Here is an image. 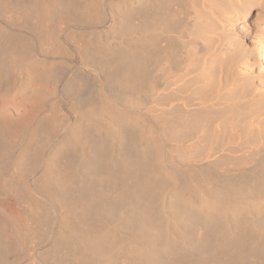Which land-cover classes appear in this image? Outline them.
I'll return each instance as SVG.
<instances>
[{
    "label": "rangeland",
    "instance_id": "rangeland-1",
    "mask_svg": "<svg viewBox=\"0 0 264 264\" xmlns=\"http://www.w3.org/2000/svg\"><path fill=\"white\" fill-rule=\"evenodd\" d=\"M31 1L29 0L28 3ZM51 1L43 0L47 13L33 4L10 9L0 6V66L7 73L3 75V81H0V150L4 142L8 145V151H4L6 149L2 150V153L0 151V171L7 173V182L5 181L7 186L5 191L0 193V198L5 200L10 197L12 199L10 209L14 207V210L29 214L32 217L30 227H33L31 231L27 229L29 234L25 232L26 236H30L28 238L25 236L27 243L24 247L21 249L19 246V251L14 249L15 255L13 250L10 251V247L13 246L12 249L17 247L15 246L17 239L14 240L16 237L11 229V223L0 205V264L31 262L37 264L41 257L45 261L47 259V264H59L63 260L64 252H72V245L76 242L70 241L71 248L61 244L65 239L64 235L60 234H63L64 228L68 227L66 220H70V223L77 220L79 223L76 221L75 226L79 229L84 228V231L88 230L89 234L92 231V234H95L94 231H97L94 236L97 235L103 243L102 247H105L102 248L105 251L101 253L105 260L101 256V263L102 261L110 263L113 259L115 264H150L146 263L148 255L153 257L150 256V253L152 254L150 251H155L153 252L155 255L159 254L155 256L158 258L157 261L161 262L158 264H199V262L218 264L228 258L229 251L234 250V246L228 243L231 239L229 236L234 235L232 231L244 230V234L247 231V233L253 232L250 233L253 237L246 244L247 248L243 249L245 255L249 254L245 256L246 259L242 254L244 258L241 257L238 264H264V255H262L264 253L262 245L264 244V88L257 89L264 85V60L259 54L260 47L264 43V17L253 14L248 21H243L250 10L257 12L262 9L264 12V0H170L169 2L167 0H82L83 4L78 0L74 4L75 15L71 16L73 17H70L71 19L68 16L52 17L50 11L48 12L50 7L47 5ZM61 1L67 0H53V3L62 5ZM151 2L156 13L169 8L168 10L174 13V17L177 15L176 19L183 20L185 26H181V29L175 32L173 29V31L161 29L155 31L161 34L159 45L165 46L171 43L174 46L176 44L182 46L180 53L183 61L182 71L179 68L177 72L172 67L171 61L164 60V64L159 65L156 70V77L158 76L156 83L159 81V85L157 84L159 87L157 85L149 87L143 75L140 80L138 78L130 85V89L125 88L124 84L120 86L112 80L114 78L107 77L114 69L110 59L114 60L119 49L124 51L129 47L138 48L145 37L155 33L153 29L149 31L148 28L143 27ZM172 21L175 19L173 18ZM20 47L29 50L28 56L23 59L14 56L17 53L16 49L20 50ZM248 48L255 49L256 52L251 60L253 67L251 70H253L240 74L238 68L245 61L243 50ZM217 57L218 59L214 60ZM198 64H200L199 69ZM229 67L236 72L235 83L244 86L237 87L238 89L248 88L250 86L247 84L250 82L248 85H251L252 82L253 86L251 85V90L247 93L252 92L250 95L251 97L253 95L255 101H252L254 104L252 103L251 107L256 108L258 105V110L256 108L257 111L254 112V108L252 110L254 113L250 112L252 115L249 113L245 117L242 110H231L229 114L232 119L226 120L223 124L222 121L225 120L227 113L222 114L221 111L231 103V97L234 96H231L232 91L237 88L235 89L232 83L227 86L221 84L224 89L213 92L211 89L208 91L207 88L208 92L200 89L204 91L203 94L197 88L196 81L200 76L204 84L208 82L207 80L218 82L223 75L221 69ZM143 69L146 70V67ZM7 77L12 83L9 84L10 87L8 84L5 85L4 80H7ZM160 82L163 85L160 86ZM180 90L182 92H179ZM211 92L212 94H209ZM256 99H259V102ZM91 107L99 112L101 108L107 107L106 121L102 119L105 124L97 130L83 123L85 121H81L82 113ZM115 113H120L119 123L108 129L106 122H109ZM122 113L128 115L124 116ZM128 116L130 118H126ZM217 118L222 123L220 128L222 130L216 129V124L220 123ZM33 149L37 150L36 155H38L37 159L32 160L33 163L27 159L29 157L20 160V156L26 150ZM145 157L148 159L147 167L154 169L153 171L143 166ZM128 158L130 163L134 162L132 164L135 165L133 166L135 173L138 172L122 174V176L119 174L117 181L114 180V176L118 173L112 169L113 163L119 162L118 164L121 165V161L129 160ZM94 166L98 170V176L93 174ZM144 170L147 171V176ZM93 177L94 179H91ZM91 180L95 181L91 182ZM90 182L91 187L96 185L94 187L97 189L88 186ZM93 182L95 184H92ZM139 182L144 184L149 182L148 194H140V189L136 187ZM54 183L56 186L53 185ZM85 187L91 189L90 192ZM93 188L95 191L99 189L97 192L100 194L94 193ZM79 190L89 192L85 197L95 194L97 198L99 195L98 200L102 209L100 214L103 220L92 221L94 209L87 207V210L84 207L89 196L88 198L80 196ZM92 196L90 198L95 197ZM80 198H83L81 204ZM135 206L138 208H134ZM80 208L85 212L81 215L85 216L83 220L81 216L79 219V213H83ZM87 215L89 218L91 216L92 223H88L89 225L86 224L90 221ZM75 217L76 220L72 221ZM85 218L88 220L86 221ZM31 221L33 223L35 221V225ZM241 227H244L243 230ZM144 229L151 233V240H146L148 234ZM247 233L246 235H249ZM153 234L158 236L157 239ZM136 236L139 237L138 239L141 238L147 251L141 246L143 245L141 241L135 238ZM226 237L227 244L232 250L227 249L228 246L224 247L227 245ZM220 240L222 244L225 242L223 246ZM138 241L141 245L136 243ZM151 241H154L155 246L161 247H155L159 250L158 253L157 250H151L154 247ZM155 241L163 245L160 246L159 243L157 245ZM80 244L82 245V242H79L77 247ZM259 244L262 245L263 248L260 246L262 249H256ZM58 245L61 248L57 247ZM217 250L221 258L218 252L214 255ZM258 250L262 253H257ZM173 253L179 254L180 257L175 254L178 256L177 259ZM202 258L205 259L204 262Z\"/></svg>",
    "mask_w": 264,
    "mask_h": 264
},
{
    "label": "bare ground",
    "instance_id": "bare-ground-1",
    "mask_svg": "<svg viewBox=\"0 0 264 264\" xmlns=\"http://www.w3.org/2000/svg\"><path fill=\"white\" fill-rule=\"evenodd\" d=\"M31 1V0H30ZM76 1H78V0H67V1H65V2H62L61 1V3H63L62 5L60 4V5H56L55 4V2L53 3V0L51 1V3H49L48 2V7H50V9L48 10V12L50 11V15L52 16V17H58V16H68L69 18L71 17V16H73V15H75V11H74V9H75V6H74V4H75V2ZM88 1V0H87ZM152 1V0H151ZM154 1V0H153ZM168 2L170 1V0H167ZM172 1H175V0H172ZM29 2V0L27 1V0H18V1H15V0H0V6H3V8L4 9H10V8H13V7H15V8H18V7H21L22 8V6H26V5H30V6H32V4L33 5H36L37 6V8H40V10H45V7L44 6H46V4H44V2H43V0H32L30 3H28ZM81 2H82V4H83V1L81 0ZM45 3H47V2H45ZM57 3V2H56ZM60 3V2H59ZM90 3H91V1H90ZM152 4H151V7H150V9H149V11H148V9H146L148 12H146V19L144 20L145 21V25H143V27L145 26L146 28H148V30L150 31V29H153L154 30V32L155 31H157V30H163V31H170V30H174V32H175V30H179V28L181 29V26H185V25H183V23H182V19H176L175 17L177 16L176 14V16L174 17V13H172V11L171 10H168L169 8H165V9H163V10H161V12L160 13H156V11H155V9H154V4H153V2H151ZM160 3V2H159ZM149 4V3H148ZM44 5V6H43ZM179 5V4H178ZM24 6V7H25ZM88 6V5H87ZM95 6V5H94ZM29 7V6H28ZM149 7V6H148ZM186 7V6H185ZM2 8V9H3ZM158 10V9H157ZM45 12H46V10H45ZM203 12V11H202ZM47 13V12H46ZM74 13V14H73ZM141 13H143V12H141ZM228 13V12H227ZM17 14V13H16ZM32 14V13H31ZM253 14H256L258 17H264V12H263V10L261 9V10H257V12H254V11H252V10H250V11H248V13L246 14V17L243 19V21H248L252 16H253ZM46 15V14H45ZM49 15V16H50ZM144 15H145V13H144ZM30 16V15H29ZM48 16V17H49ZM77 16V15H76ZM140 16V15H139ZM47 17V16H46ZM67 17V18H68ZM144 17V16H143ZM217 17V16H216ZM8 18V17H7ZM41 18V17H40ZM71 18H73V17H71ZM70 18V19H71ZM173 18L175 19V21H172L173 20ZM225 18V17H224ZM230 18V17H229ZM228 18V19H229ZM10 19V18H9ZM25 19V18H24ZM144 19V18H143ZM48 20V19H47ZM50 20H52L51 18H50ZM58 20V19H57ZM190 20V19H189ZM28 21V20H27ZM43 21H44V19H43ZM38 22V21H37ZM140 22V21H139ZM34 23V22H33ZM143 23V22H142ZM208 23H209V21H208ZM129 24V23H128ZM52 26V25H51ZM127 26H129V25H127ZM132 26V25H131ZM137 26V25H136ZM45 27V26H44ZM59 27V26H58ZM57 27V28H58ZM130 27V26H129ZM133 27V26H132ZM182 27V28H183ZM52 28V27H51ZM50 28V29H51ZM136 28H138V26L136 27ZM135 28V29H136ZM139 28H141V26L139 27ZM134 29V30H135ZM42 30V29H41ZM140 30V29H139ZM153 30H151V31H153ZM172 30V31H173ZM206 30V29H205ZM46 31V30H45ZM178 32H180V31H178ZM37 33V32H36ZM42 34V33H41ZM151 34V33H150ZM173 34V33H172ZM171 34V35H172ZM222 35V34H221ZM7 36V35H6ZM56 36V35H55ZM54 36V37H55ZM173 36V35H172ZM161 37V34H159V33H157V32H155V33H152V35L151 36H149V37H145V40H143V42L141 43V45H138V48H135V49H133V47H129V49L128 50H125L124 49V51H120L121 49H119V51L117 52V54L115 55V58H114V60H112V59H110V62L112 63V64H114V66H113V70H112V72H111V74H109L107 77H111V79L112 78H114V79H112V80H114L115 82H117L120 86H122L123 84H124V86L123 87H125V88H129L130 89V85H132V83H135V81H137L138 80V78H139V80H140V78L144 75L145 77H146V80H147V82H148V84H149V87H155L158 83H159V81L156 83V78L158 77H156V70H157V67L159 66V65H161L163 62H164V60H169V61H171V63L173 64V68L175 69V70H177V72L179 71V68H180V70H181V64H183L182 62V58H181V48H182V46L180 47L179 45H177L176 44V46H174L173 44H171V43H168L167 45H165V46H161V44L159 45V39H161L160 38ZM41 38V37H40ZM163 38V37H162ZM171 38H173V37H171ZM178 38V37H177ZM176 38V39H177ZM4 39V38H3ZM21 39V38H20ZM46 39V38H45ZM180 39H181V37H180ZM243 39V38H242ZM48 40V39H47ZM174 40V39H173ZM4 41V40H3ZM18 41V40H17ZM24 41V40H23ZM178 41V40H177ZM162 42H163V39H162ZM27 43V42H26ZM31 43V42H30ZM178 43V42H177ZM24 44V43H23ZM18 45V44H17ZM199 45V44H198ZM22 46V45H21ZM25 46V45H24ZM26 46H28V45H26ZM211 46V45H210ZM261 46V45H260ZM14 47V46H13ZM135 47V46H134ZM189 47V46H188ZM247 47V46H246ZM245 47V48H246ZM251 47V46H250ZM15 48V47H14ZM21 48V47H20ZM30 48V47H29ZM128 48V47H127ZM192 48V47H191ZM190 48V49H191ZM184 49V48H183ZM188 49V48H187ZM186 49V50H187ZM198 49V48H197ZM228 49V48H227ZM9 50V49H8ZM8 50H7V52H8ZM17 50V53L16 54H14V56H18V58L19 59H23L24 57H26V56H28V54H29V50L28 49H25V48H21L20 50H19V48L18 49H16ZM185 50V51H186ZM200 50H202V49H200ZM12 51V50H11ZM13 51H14V49H13ZM116 51V50H115ZM207 51V50H206ZM16 52V51H15ZM184 52V51H183ZM197 52V51H196ZM260 52V53H259ZM258 53L260 54V57L264 60V43H263V45L260 47V51H259ZM14 53V52H13ZM143 53H144V55H143ZM191 53H192V51H191ZM198 53V52H197ZM200 53V52H199ZM207 53H209V52H207ZM206 53V54H207ZM2 54H3V52H2ZM186 54V53H185ZM188 54V53H187ZM196 54V53H195ZM204 54V53H203ZM197 55V54H196ZM202 55V54H201ZM214 55V54H213ZM243 55H244V57H245V61L239 66V68H238V72L240 73V74H245V73H247L248 71L250 72V71H252L251 70V68H253L252 67V58L256 55V52H255V49L253 50V49H246V50H243ZM6 56V55H5ZM11 56V55H10ZM13 56V57H14ZM113 56H114V54H113ZM189 56V55H188ZM202 57V56H201ZM200 57V58H201ZM243 57V58H244ZM96 58V57H95ZM110 58H113V57H110ZM185 58V57H184ZM222 58V57H221ZM16 59V58H15ZM215 59H218V57L217 58H214V60ZM95 60V59H94ZM193 60V59H192ZM195 60V59H194ZM254 60V59H253ZM262 60V61H263ZM18 61V60H17ZM23 61V60H22ZM95 62V61H94ZM218 62V61H217ZM10 63V62H9ZM200 63V62H199ZM13 64H15V63H13ZM12 64V65H13ZM164 64V63H163ZM221 64V63H220ZM16 65V64H15ZM200 64H198V69H199V66ZM222 67L224 66V65H221ZM234 66V65H233ZM144 67H146V70H144L143 68ZM160 67V66H159ZM197 67V66H196ZM214 66H212V68H213ZM238 67V66H237ZM186 68V67H185ZM171 69V68H170ZM197 69V68H196ZM209 69V68H208ZM220 69V68H219ZM218 69V70H219ZM101 70V69H100ZM184 70V69H183ZM216 70V69H215ZM222 71H223V75H222V79H221V77H220V79H218V82L216 81V82H212L211 80V82L209 81V80H207L208 82L206 83V84H204V82L202 83V79H201V77L199 76L198 78H197V81H196V83H197V88L200 90V89H203V90H206L207 91V89H209L208 91H210V89L212 90V92L213 91H220L221 89H224V88H222V85L221 84H223V86H227V85H230L231 83H232V85H233V87L236 89L237 87L239 88V87H244L243 85L242 86H240V84L239 83H235V73L236 72H234L233 70H232V68H223V69H221ZM6 70H4L1 66H0V81L2 82L3 80H2V78L5 76L4 74H7L6 72H5ZM171 71V70H170ZM169 71V72H170ZM172 71H173V69H172ZM171 71V72H172ZM182 71V70H181ZM209 71H211V70H209ZM174 72V71H173ZM248 72V73H249ZM203 73V72H202ZM201 73V74H202ZM210 73V72H209ZM175 74V73H174ZM200 74V73H199ZM204 74V73H203ZM205 74H207L206 73V71H205ZM204 74V75H205ZM211 74V73H210ZM239 74V75H240ZM4 75V76H3ZM172 75V74H171ZM180 75V74H179ZM208 75V74H207ZM164 76V75H163ZM182 76V75H181ZM203 76V75H202ZM220 76V75H219ZM254 76V75H253ZM10 77V76H9ZM144 77V78H145ZM162 77V76H161ZM260 77V76H259ZM8 78V77H7ZM15 78V77H14ZM184 78V77H183ZM182 78V79H183ZM191 78V77H190ZM219 78V77H218ZM137 79V80H136ZM170 79V78H169ZM142 80V79H141ZM157 80H158V78H157ZM240 80V79H239ZM5 81V85L6 84H10L11 83V81H10V78H8L7 80L5 79L4 80ZM183 81V80H182ZM185 82V81H184ZM187 82V81H186ZM206 82V81H205ZM142 83V82H141ZM246 83V82H245ZM12 84V83H11ZM16 84V83H15ZM147 84V83H146ZM243 84V83H242ZM248 84H250V82L248 83ZM247 84V86H250V87H248V88H240V89H236V90H234L233 88V93L231 94V96L232 95H234V96H232L231 98H232V101L230 100V104H227V108H223V110L221 111V113L223 114V113H227L226 114V117H225V120H223L222 122H223V124H225L226 123V120H228V119H232V116L229 114L230 112H231V110H234V109H236V110H238V111H240V110H242V114H243V116L245 117L246 115H249V113L250 112H253L252 110L255 108H253V107H251V104L255 101V98L253 99L252 97H253V95H252V97H251V95H250V93L252 94V92H250V93H247L249 90H251V85H252V82H251V85H248ZM254 84V83H253ZM133 85H135V84H133ZM159 85V84H158ZM157 85V86H158ZM161 85H163L162 84V82H160V86ZM178 85V84H177ZM184 85V84H183ZM246 85V84H245ZM189 86V85H188ZM246 86V87H247ZM253 86V85H252ZM258 85H256V87H257ZM9 87H10V85H9ZM12 87V86H11ZM159 87V86H158ZM168 87V86H167ZM174 87V86H173ZM186 88V87H185ZM207 88V89H206ZM226 88V87H225ZM260 88H264V85L263 86H261V87H259V88H257V89H260ZM171 89V88H170ZM184 89V88H183ZM192 89V88H191ZM150 90V89H149ZM167 90V89H166ZM172 90V89H171ZM203 90H200V93H202L203 92V94H204V91ZM253 90H254V87H253ZM262 90V89H261ZM176 91V90H175ZM192 91V90H191ZM195 91V90H194ZM198 91V90H197ZM202 91V92H201ZM207 91V92H208ZM260 91V90H259ZM155 92V91H154ZM179 92H182L181 90L179 91ZM178 92V93H179ZM188 92V91H187ZM212 92L211 93H209V94H212ZM261 92V91H260ZM174 93V92H173ZM186 93V92H185ZM199 93V94H200ZM214 93H216V92H214ZM222 93V92H221ZM245 93H247L246 95H250V98L248 97V96H246L245 95ZM263 93V92H262ZM261 93V94H262ZM226 94V93H225ZM257 94H258V92H257ZM156 95V94H155ZM191 95V94H190ZM201 95V94H200ZM199 95V96H200ZM216 95V94H215ZM187 96V95H186ZM208 96H210V95H208ZM172 97V96H171ZM192 97V96H191ZM194 97V96H193ZM246 97V98H245ZM200 98V97H199ZM215 98V97H214ZM227 98H228V96H227ZM245 98V99H244ZM248 98V99H247ZM187 100V99H186ZM203 100H206V99H203ZM229 100V99H228ZM257 100V99H256ZM259 100V99H258ZM257 100V101H258ZM196 101V100H195ZM253 101V102H252ZM264 101V100H263ZM262 101V102H263ZM152 102V101H151ZM209 102V101H208ZM227 102V101H226ZM225 102V103H226ZM259 102V101H258ZM177 103V102H176ZM197 103H199V102H197ZM261 103V102H260ZM254 104V103H253ZM252 104V105H253ZM262 104V103H261ZM256 105V104H255ZM264 106V105H263ZM259 107H261V106H259ZM107 108V107H106ZM105 108V109H106ZM222 108V107H221ZM257 110H258V105H257ZM256 108H255V110H254V112L255 111H257L256 110ZM104 108H101L100 109V112L97 110L96 111V109L94 110L93 109V107H91V109L89 108V109H87V111L86 112H83L82 113V115H81V121H85V122H83V123H85V124H89V126H92V127H95V130H97V128L99 129V127H101L102 125H104L105 123L102 121V119L103 120H105L106 118V113L107 112H105V111H107V110H105ZM110 110V109H109ZM261 110V109H260ZM237 111V112H238ZM264 111V110H263ZM253 112V113H254ZM116 113H118V112H116ZM115 113V115H112L111 116V118H110V120H109V122H106V127L108 128V129H112V126H114V125H117L119 122V119H120V113L119 114H116ZM260 113V112H259ZM112 114V113H111ZM251 115H252V113H250ZM261 114V113H260ZM122 115H124V116H126V115H128V114H123L122 113ZM133 115V114H132ZM201 115V114H200ZM220 115V114H219ZM131 116V115H130ZM196 116V115H195ZM240 116V115H239ZM254 116V115H253ZM258 116V115H257ZM264 116V115H263ZM110 117V116H109ZM167 117V116H166ZM220 117V116H219ZM126 118H130L129 116L128 117H126ZM196 118V117H195ZM215 118V117H214ZM262 118V117H261ZM49 119V118H48ZM51 119V118H50ZM200 119V118H199ZM218 119V118H217ZM221 119V118H220ZM224 119V118H223ZM43 120V119H42ZM45 120V119H44ZM205 120V119H204ZM213 120V119H212ZM219 120V119H218ZM261 120V119H260ZM106 121V120H105ZM208 121H210V120H208ZM230 121V120H229ZM246 121V120H245ZM219 122L220 123H217L216 124V129H220V128H222V123H221V121L219 120ZM260 122V121H259ZM51 123V122H50ZM116 123V124H115ZM167 123V122H166ZM207 124V123H206ZM215 124V123H214ZM48 125V124H47ZM82 125V124H81ZM253 125V124H252ZM10 126V125H9ZM80 127V126H79ZM78 127V128H79ZM84 126H82V128H83ZM177 127V126H176ZM233 127V126H232ZM257 127V126H256ZM2 128V127H1ZM77 128V129H78ZM81 128V127H80ZM87 128V127H86ZM179 128V127H178ZM255 128V127H254ZM235 129V128H234ZM233 129V130H234ZM253 129V128H252ZM257 129H259V128H257ZM46 130V129H45ZM101 130V129H100ZM220 130H222V129H220ZM232 130V129H231ZM255 130V129H254ZM262 130V129H261ZM74 131V130H73ZM72 131V132H73ZM75 131H76V129H75ZM74 131V132H75ZM99 131V130H98ZM237 131V130H236ZM239 131V130H238ZM73 132V133H74ZM173 132V131H172ZM251 132H252V130H251ZM175 133V132H174ZM258 133H261V132H259L258 131ZM4 134V133H3ZM15 134V133H14ZM34 134V133H33ZM77 133L75 132V135H76ZM172 134V133H171ZM16 136V135H15ZM74 136V135H73ZM133 136V135H132ZM240 136V135H239ZM247 136V135H246ZM32 137H34V136H32ZM76 137V136H75ZM123 137V136H122ZM129 137H130V135H129ZM155 137V136H154ZM175 137V136H174ZM124 138V137H123ZM237 138V137H236ZM248 138V137H247ZM131 139V138H130ZM226 139V138H225ZM238 139V138H237ZM192 140V139H191ZM244 140V139H243ZM121 141V140H120ZM132 141V140H131ZM86 142V141H85ZM186 142V141H185ZM199 142V141H198ZM201 142V141H200ZM234 142V141H233ZM243 142V141H242ZM252 142H254V141H252ZM157 143H159V142H157ZM156 143V144H157ZM179 143V142H178ZM202 143V142H201ZM205 143V142H204ZM216 143V142H215ZM153 144H155V143H153ZM211 144V143H210ZM213 144V143H212ZM264 144V143H263ZM182 145V144H181ZM247 145V144H246ZM249 145V144H248ZM161 146V145H160ZM163 146V145H162ZM128 147V146H127ZM153 147V146H152ZM151 147V148H152ZM156 147V146H155ZM264 147V146H263ZM8 145L4 142L2 145H1V153H2V150H4V149H6V150H4V151H8ZM156 149V148H155ZM95 150V149H94ZM153 150V149H152ZM161 150V149H160ZM3 151V152H4ZM36 151L37 150H35L34 151V149L33 150H31V151H25L24 152V154H22V156H20V160H22V159H25L26 157H29V158H27V159H29V160H31V162L33 163V161L32 160H35V158L38 156V155H36L37 153H36ZM40 151V150H39ZM156 151V150H155ZM157 152V151H156ZM40 153V152H39ZM94 153V152H93ZM128 153V152H127ZM158 153V152H157ZM4 154V153H3ZM2 154V155H3ZM132 154V153H131ZM154 154H155V152H154ZM258 154V153H257ZM93 156V155H92ZM130 156H132V155H130ZM155 156V155H154ZM149 157H152L153 158V156H149ZM262 157V156H261ZM18 159H19V157H17ZM132 158H133V156H132ZM152 158H150V159H152ZM164 158V157H163ZM37 159V158H36ZM120 159H122V158H120ZM127 159V158H126ZM129 159V158H128ZM13 160H15L16 161V159H13ZM115 160V159H114ZM157 160V159H156ZM158 160H159V158H158ZM24 161V160H23ZM26 162L28 161V160H25ZM96 161V160H95ZM99 161V160H98ZM119 161V160H118ZM117 161V162H118ZM130 161V159L129 160H122L121 162L123 163H121V165L120 164H114L113 162V166H112V169L114 170V171H116L118 174H116L115 176H114V173H113V176H114V180H116L117 181V179H118V175L120 174V176H122V174H126V175H129V174H133V173H135V168L133 167V166H135L134 164H132V163H134V162H132V163H130L129 162ZM147 161H148V159H146V157L144 158V163H143V166H145V168L146 169H148L149 171H150V169H149V167H147V165H148V163H147ZM264 161V160H263ZM12 162H14V161H12ZM29 162V161H28ZM27 162V163H28ZM93 162V161H92ZM154 162V161H153ZM160 162V161H159ZM172 162V161H171ZM14 163H16V162H14ZM19 163V162H18ZM20 163H21V161H20ZM36 163V162H35ZM34 163V164H35ZM99 163V162H98ZM103 163V162H102ZM141 163V164H142ZM150 163V162H149ZM243 163V162H242ZM21 164H23V163H21ZM93 164H94V162H93ZM160 164H162V163H160ZM30 165H32V164H30ZM151 165V164H150ZM243 165V164H242ZM35 166V165H34ZM99 166V165H98ZM31 167V166H30ZM151 167V166H150ZM157 167V166H156ZM153 168V167H152ZM145 169V170H146ZM31 170V169H30ZM103 170V169H102ZM144 170V171H145ZM154 170V169H153ZM152 169H151V171H153ZM227 170V169H226ZM2 171V170H1ZM0 171V193L2 194V192H4L5 191V188H6V180H7V177H6V174L7 173H5V171L3 172H1ZM100 172H101V170H99ZM160 171V170H159ZM98 172V170L95 168V166L93 167V174L94 175H96L97 174V176H98V174L99 173H97ZM138 172V171H137ZM136 172V173H137ZM146 172V176H147V171H145ZM111 173V174H112ZM135 173V174H136ZM135 174L133 175V176H135ZM232 174V173H231ZM102 175V174H101ZM108 175V174H107ZM100 176V175H99ZM110 176V175H109ZM113 176L111 177V178H113ZM92 177V176H91ZM96 177V176H95ZM264 177V176H263ZM90 178V177H89ZM98 178H100V177H98ZM102 178V177H101ZM108 178V177H107ZM129 178L130 177H128V180H129ZM132 178V177H131ZM134 178H136V177H134ZM151 178V177H150ZM81 179V178H80ZM83 179V178H82ZM91 179H94V177L93 178H91ZM96 179H97V177H96ZM95 179V180H96ZM137 179V178H136ZM146 179V178H145ZM144 179V180H145ZM261 179V178H260ZM95 180H91V182L92 181H95ZM132 180V179H131ZM130 180V181H131ZM205 180H207V179H205ZM6 181V182H5ZM9 181V180H8ZM83 181V180H82ZM100 181V180H99ZM98 180H97V182H99ZM115 181V182H116ZM142 181H143V179H142ZM145 181H147V180H145ZM59 182V181H58ZM91 182H90V185H88V186H90L91 187ZM102 182V181H101ZM107 182H109V181H107ZM211 182V181H210ZM57 183V182H56ZM60 183V182H59ZM58 183V184H59ZM82 183V182H81ZM85 183V182H84ZM83 183V184H84ZM114 183V182H113ZM149 183V182H148ZM148 183H146V184H144V183H140L139 182V184L136 186L137 188H138V190L140 191V194H148L149 193V191H150V186L148 185ZM64 184V183H63ZM88 184V183H87ZM92 184H95V182H93ZM97 184H99V183H97ZM111 184V183H110ZM109 184V185H110ZM126 184V183H125ZM128 184V183H127ZM130 184H132L131 182H130ZM255 184V183H254ZM54 186H56L55 185V183L53 184ZM81 185V184H80ZM120 185V184H119ZM129 185V184H128ZM194 185H196V184H194ZM239 185V184H238ZM257 185V184H256ZM94 186H96V185H93L92 187H94ZM98 186V185H97ZM115 186V185H114ZM133 186V185H132ZM156 186V185H155ZM58 187V186H57ZM57 187H55V189L57 188ZM62 187H63V185H62ZM91 187V188H92ZM120 187H121V185H120ZM129 187V186H128ZM127 187V188H128ZM264 187V186H263ZM59 188V187H58ZM58 188H57V191L59 192V190H58ZM86 188V187H85ZM95 188V187H94ZM93 188V190L95 191V189H97V188H95L94 189ZM217 188V187H216ZM255 188V187H254ZM82 189V188H81ZM87 189V188H86ZM133 189H134V187H133ZM161 189V188H160ZM263 189V188H262ZM85 190V189H84ZM87 190H89V189H87ZM91 190V189H90ZM90 190H89V192H90ZM99 190V189H98ZM97 190V191H98ZM107 190H109V189H107ZM128 190V189H127ZM236 190V189H235ZM57 191H56V193H57ZM80 191V190H79ZM82 191V190H81ZM78 192V193H80V196L82 195V197H84V198H88V196H89V199L87 200V199H84V201L85 200H87L86 201V203H85V205H84V207L87 209V207H89V208H93L94 210H93V215H92V221H94V222H97V221H99V219H101V220H103L102 218H103V216H102V218H101V206H100V202H99V200H98V198H100L99 197V195L97 196V198H96V195L95 194H93V196H95V197H93L92 196V194L91 193H93V192H91L90 194L91 195H88L87 197H85L86 195V193L87 192ZM97 191H95L94 193H96ZM111 191V190H110ZM109 191V192H110ZM114 191V190H113ZM113 191H112V194H113ZM133 190H131V192H132ZM138 191V192H139ZM7 192V191H6ZM89 192L87 193V194H89ZM99 192V191H98ZM97 192V193H98ZM102 192V191H101ZM105 192V191H104ZM128 192H130V191H128ZM137 192V193H138ZM157 192V191H156ZM187 192V191H186ZM9 193V192H8ZM66 193V192H65ZM117 193V192H116ZM119 193V192H118ZM133 193V192H132ZM7 194V193H6ZM60 194V193H59ZM58 194V195H59ZM69 194V193H68ZM98 194H100V193H98ZM115 194V193H114ZM120 194H121V192H120ZM131 194V193H130ZM134 194V193H133ZM215 194V193H214ZM17 195V194H16ZM71 195V194H70ZM69 195V196H70ZM73 195V194H72ZM118 195V194H117ZM235 195V194H234ZM255 195V194H254ZM56 196V195H55ZM63 196V195H62ZM78 196H79V194H78ZM79 196V197H80ZM93 197V198H90V197ZM113 196V195H112ZM115 196V195H114ZM239 196V195H238ZM58 197V196H57ZM64 197V196H63ZM75 197V196H74ZM78 197V198H79ZM121 197V196H120ZM215 197V196H214ZM247 197V196H246ZM264 197V196H263ZM71 198V197H70ZM69 198V199H70ZM114 198V197H113ZM221 198V197H220ZM219 197H218V199H220ZM222 198H223V196H222ZM236 198V197H235ZM1 199V198H0ZM62 199V198H61ZM81 199L83 200V198H80V200H79V202L81 201ZM120 199V198H119ZM215 199V198H214ZM218 199H217V201H218ZM262 199V198H261ZM72 200H74V199H72ZM115 200V199H114ZM123 200V199H122ZM153 200V199H152ZM233 200V199H232ZM15 201H16V199H15ZM71 201V200H70ZM150 201V203L152 204V202H151V199L149 200ZM217 201H216V204H217ZM12 202V199L10 198V197H7L5 200H0V205H1V208L3 207V212H4V214H5V216H6V218H8L9 220V222L11 223V229L13 230V233L15 234V237L16 238H14V240H16L17 239V245H15V246H17L16 248L14 247L13 249H12V247H10L11 248V252H12V250H13V253L15 254V251H14V249H18V251H19V246H20V248L22 249L23 247H24V244L25 243H27L26 241H25V238L27 237L28 238V236H30V235H28V236H26L25 235V232H27L29 229V231H31L32 229L31 228H33V227H30L31 226V224H30V220H31V216L29 215V214H26V213H23V212H21V211H17V209L16 210H14V207H13V209H10L11 208V206H10V203ZM69 202V201H68ZM119 202V201H118ZM130 202H131V200H130ZM137 202V201H136ZM219 202V201H218ZM75 203V202H74ZM77 203V202H76ZM122 203V202H121ZM132 203V202H131ZM150 203H149V205H150ZM203 203V202H202ZM13 204V203H12ZM80 204H81V202H80ZM103 204V203H102ZM117 204V203H116ZM133 204V203H132ZM135 204H137V203H135ZM209 204V203H208ZM219 204V203H218ZM83 205H82V207H83ZM214 205V204H213ZM221 205V204H220ZM225 206H226V204H224ZM115 206V205H114ZM117 206V205H116ZM134 206V205H133ZM138 206V205H137ZM137 206H135L134 208H136ZM237 206V205H236ZM150 207V206H149ZM227 207V206H226ZM16 208V207H15ZM104 208V207H103ZM115 208V207H114ZM133 208V209H134ZM138 208V207H137ZM140 208V207H139ZM154 208H156V207H154ZM218 208V207H217ZM220 208H222L223 209V207H220ZM236 208V207H235ZM77 209V212H78V208H76ZM84 209V208H83ZM132 209V210H133ZM79 210H81V208L79 209ZM88 210V209H87ZM131 210V209H130ZM151 210V209H150ZM150 210H149V212H150ZM155 210V209H154ZM84 211H86L85 209H84ZM220 211H222L221 209H220ZM238 211V210H237ZM80 212V211H79ZM81 212H83L82 210H81ZM154 212V211H153ZM152 212V213H153ZM224 212V211H223ZM222 212V213H223ZM1 213V212H0ZM85 212H83V213H79V219H80V216L82 215V214H84ZM86 213H88V212H86ZM90 213H91V211H90ZM138 213V212H137ZM221 213V214H222ZM138 214H140V212L138 213ZM148 214V213H147ZM224 214V213H223ZM76 215H78V213H76ZM75 215V216H76ZM103 215V214H102ZM136 214H134V216H135ZM225 215V214H224ZM84 216V215H83ZM83 216H81V220H83L84 219V217ZM88 216V215H87ZM138 216V215H137ZM144 216V215H143ZM152 216H153V214H152ZM77 218H78V216H77ZM90 218H91V216H90ZM90 218H89V216H88V219L90 220ZM136 218V217H135ZM142 218V217H141ZM140 218V219H141ZM244 218V217H243ZM4 219V218H3ZM68 219H72V218H68ZM78 219V220H79ZM86 219V221L88 220L87 218H85ZM35 220V219H34ZM76 220V217H75V219L74 220H72V221H75ZM80 220V221H81ZM100 220V221H101ZM238 220V219H237ZM33 221V220H32ZM31 221V222H32ZM70 221V220H69ZM69 221H67L66 220V226H68V227H66V228H64V233L62 234H60V235H64V241L62 240V239H60V241L62 240L63 242L61 243L63 246H66L67 248L68 247H70L71 248V245H72V243L70 242V241H76L75 242V245L73 244L72 245V247L74 248V250H73V248H72V252H64V254L62 255L63 256V258H62V256H61V253H63L62 251H60L61 253H60V259L62 258L63 260H61L60 261V263L59 264H115V260H111V259H109V260H111V262L110 261H108V262H110V263H106L105 261H104V263H103V261H102V263H101V253L103 254V252L105 251H103L102 250V248L104 249L105 247H102V244L103 243H101V240H99L97 237V235L96 236H94L95 234H97V231L95 232L94 231V233L95 234H92V232H90V234L87 232V231H84L85 229L83 228H81V229H79V227L77 228L75 225H76V221L73 223H70ZM91 221V220H90ZM88 222L87 221V223L86 224H88V223H92V221L91 222ZM212 221V220H211ZM244 221V220H243ZM8 222V223H9ZM78 222V221H77ZM94 222H93V224H94ZM153 222V221H152ZM33 223V222H32ZM34 223H35V221H34ZM33 223V224H34ZM37 224H38V222H36ZM79 223V222H78ZM77 223V224H78ZM101 223H102V221H101ZM143 223V222H142ZM240 223V222H239ZM83 224V223H82ZM85 224V227H87L88 225H86ZM99 224V223H98ZM146 224V223H145ZM243 224V223H242ZM35 225V224H34ZM71 225V226H70ZM80 225V224H79ZM84 225V224H83ZM82 225V226H83ZM92 227H93V225L92 224H90ZM101 225V224H100ZM144 225V224H143ZM154 225V224H153ZM237 225V224H236ZM33 226V225H32ZM144 226H146V225H144ZM148 226V225H147ZM225 226V225H224ZM243 226V225H242ZM245 226H246V224H245ZM250 226V225H249ZM95 227H96V225H95ZM95 227H94V229H95ZM34 228H35V226H34ZM88 228V227H87ZM86 228V229H87ZM101 228V227H100ZM146 228V227H145ZM149 228V227H148ZM147 228V229H148ZM221 228V227H220ZM237 228V227H236ZM242 228V230H243V228L244 227H241ZM253 228V227H252ZM28 229V230H27ZM69 231H68V230ZM91 229V228H90ZM126 229V228H125ZM143 229V228H142ZM223 228H221V230H222ZM10 230V229H9ZM36 230V229H35ZM96 230V229H95ZM145 230V229H144ZM220 230V229H219ZM253 230V229H252ZM7 231V230H6ZM11 231V230H10ZM34 231V230H33ZM37 231V230H36ZM71 231V232H70ZM146 232V234H148V236L146 235V240H151V233L149 234V232H147V230H145ZM216 230H214V232H215ZM223 231V230H222ZM241 231V230H240ZM35 232V231H34ZM72 232H74L75 234H76V236H75V234H73ZM134 232V231H133ZM141 232V231H140ZM151 232V231H150ZM153 232V231H152ZM155 232V231H154ZM160 232V231H159ZM233 233H234V235L233 236H229L231 239L232 238H234V239H229L230 240V242H228V238L226 237V244H227V242L229 243V244H231V246L233 247L234 246V250H232V247L231 246H228V244L225 246L224 245V247L226 248L227 246L229 247V248H227V249H230L231 248V250H232V252L231 251H229V255H228V258L227 259H223L224 260V262L221 260V262L222 263H218V264H238V262H239V260L241 259V257L242 258H244L245 256H247V255H245L244 254V250L243 249H245V248H247L246 247V244L247 243H249V241L251 240V238L253 237H251V234L253 233H247L246 231V233L247 234H249V235H246V233L244 234V230L243 231H241L243 234H241V232H238V230L236 231V232H234V231H232ZM232 232H231V234L230 235H232ZM11 233V232H10ZM33 233V232H32ZM32 233H31V236H32ZM36 233V232H35ZM35 233L33 234V236L35 235ZM101 233V232H100ZM215 233H217V231L215 232ZM230 233V232H229ZM235 233H237V234H235ZM9 234V233H8ZM26 234H29V232H27ZM135 234V233H134ZM140 234V233H139ZM143 234H144V231H143ZM214 234V233H213ZM220 234V233H219ZM10 235V234H9ZM98 235H100V234H98ZM145 235V234H144ZM149 235H150V237H149ZM224 235V234H223ZM222 235V236H223ZM254 235V234H253ZM2 236V235H1ZM14 236V235H13ZM26 236V237H25ZM128 236H130L129 235V233H128ZM135 236V235H134ZM140 236V235H139ZM143 236V235H142ZM153 236H154V238H156L157 239V237L153 234ZM256 236H257V234H256ZM62 236H60V238H61ZM141 237V236H140ZM160 237V236H159ZM212 237V236H211ZM215 237V236H214ZM225 237V236H224ZM258 237V236H257ZM6 238H8V237H6ZM63 238V237H62ZM102 238V237H101ZM100 238V239H101ZM135 238H137V236L135 237ZM139 238V237H138ZM137 238V240H140L141 241V238L140 239H138ZM149 238V239H148ZM153 238V239H154ZM216 238V237H215ZM248 238H250V239H248ZM75 239V240H74ZM142 239H143V237H142ZM145 239V238H144ZM161 239V238H160ZM6 240V239H5ZM218 240V239H217ZM216 240V241H217ZM257 240H259V238L257 239ZM256 240V241H257ZM262 240V239H261ZM9 241V240H8ZM12 241V240H11ZM136 241V240H135ZM140 241H138V242H136V243H138V244H140ZM145 241V240H144ZM79 242H82V245L80 244V246H78L77 247V245L79 244ZM155 242H157V245H158V243H159V241H155ZM220 243H221V240L219 241ZM225 242H223V244L225 243ZM258 242V241H257ZM256 242V244L255 245H257L258 243H260V242H258L257 243ZM6 243H8V242H6ZM134 243V242H133ZM164 243V242H163ZM263 243V242H262ZM261 243V244H262ZM2 244H3V242H2ZM59 244H60V242H59ZM141 244H143V245H141ZM141 246H144V243H142V241H141ZM145 244H147V242L145 243ZM151 244H153V248L151 249V250H157V253H158V249H156L155 247H157V246H155L154 245V241L152 242L151 241ZM156 244V243H155ZM163 245L161 242L159 243V245ZM222 244V243H221ZM223 244H222V246H223ZM259 244L258 246L259 247H257L256 249H258V248H260V246L262 247V245H263V247H264V244ZM14 245V244H13ZM61 245V246H62ZM132 245H134V244H132ZM160 245V246H161ZM219 245V244H218ZM251 245V244H250ZM5 246V245H4ZM8 246H10V245H8ZM7 246V247H8ZM104 246V245H103ZM141 246H139V247H141ZM244 248H243V247ZM249 246V245H248ZM252 246V245H251ZM251 246H250V248H251ZM6 247V248H7ZM57 247H60L59 245L57 246ZM136 247H137V245H136ZM135 247V248H136ZM163 247V246H162ZM219 247V246H218ZM255 247V246H254ZM262 247V248H263ZM6 248H4V249H6ZM61 248V247H60ZM63 248V247H62ZM133 248H134V246H133ZM144 248H145V246H144ZM157 248H161V247H157ZM215 248H217L216 246H215ZM222 248V247H221ZM249 248V247H248ZM253 248V247H252ZM262 248H260V249H262ZM3 249V250H4ZM8 249V251H9V248H7ZM20 249V250H21ZM137 249V248H136ZM199 249H200V247H199ZM202 249V248H201ZM224 249V248H223ZM226 249V250H227ZM60 250V249H59ZM67 250V249H66ZM133 250H135V249H133ZM144 250V249H143ZM145 250L147 251V249L145 248ZM218 250H219V248H218ZM218 250L216 251V252H214V255H215V253H217L218 252ZM253 250H255V249H253ZM5 252H6V250H4ZM17 251V250H16ZM65 251V250H64ZM136 251H138V249L136 250ZM150 250H148V252H149ZM211 251V250H210ZM219 251H221V249L219 250ZM228 251V250H227ZM249 251L251 252V250L249 249ZM262 251V250H261ZM3 252V251H2ZM56 252H57V250H56ZM140 253H141V251H139ZM142 252H144V251H142ZM148 252H147V254H148ZM150 252H152V254L150 253ZM149 253H150V256L152 255L153 257H149V255H148V258H147V262L146 261H144V262H146V263H150V264H158L159 262H160V260H159V262L157 261L158 260V258H156L155 256L157 255H155L153 252H155V251H150ZM207 251H205V253H206ZM223 252H225V249H224V251ZM223 252H222V255H223ZM255 252V251H254ZM257 253H259L260 251L258 250V251H256ZM263 252H264V248H263ZM17 253H19V252H17ZM21 253V252H20ZM177 253V252H176ZM176 253H173L174 255L176 254ZM184 253V252H183ZM201 253H202V251H201ZM219 254H220V252H218ZM253 253V252H252ZM262 253V252H261ZM261 253H259V254H261ZM6 254V253H5ZM105 254V253H104ZM139 254V253H138ZM146 254V255H147ZM213 254V253H212ZM211 254V255H212ZM218 254V255H219ZM242 254H244L243 256H241ZM256 253H254V255H255ZM258 254V255H259ZM3 255V254H2ZM16 255V254H15ZM19 255V254H18ZM17 255V256H18ZM58 255V257H59V254H57ZM144 255H145V252H144ZM159 255V254H158ZM157 255V256H158ZM173 255V256H174ZM176 255H178L179 256V254H176ZM175 255V257L177 258L178 256H176ZM210 255V254H209ZM210 255V256H211ZM217 255V254H216ZM217 255V256H218ZM257 255V256H258ZM262 255H264V253L262 254ZM21 256V255H20ZM55 256H56V254H55ZM54 256V257H55ZM139 256V255H138ZM172 256V257H173ZM205 256V255H204ZM221 256V254L219 255V257ZM224 256V255H223ZM22 257V256H21ZM54 257H53V259H54ZM103 257V259H104V256H102ZM140 257V256H139ZM142 257L143 258H145L143 255H142ZM155 257V258H154ZM175 257H174V259H175ZM180 257V256H179ZM182 257V256H181ZM186 257V256H185ZM226 257V256H225ZM6 258V257H5ZM4 258V259H5ZM17 258V257H16ZM141 258V257H140ZM159 258H161V257H159ZM214 258V257H213ZM218 258V257H217ZM221 258V257H220ZM260 258H262L261 257V255H260ZM2 259V258H1ZM52 259V260H53ZM58 259V258H57ZM59 259V260H60ZM107 259V258H106ZM178 259V258H177ZM181 259V258H180ZM203 259V258H202ZM212 259V258H211ZM245 259H246V257H245ZM244 259V260H245ZM259 259V258H258ZM258 259L256 260V261H258ZM264 259V258H263ZM105 260V259H104ZM143 260V259H142ZM176 260V259H175ZM175 260H173V262L175 261ZM200 260V259H199ZM204 260L205 259H203V262H204ZM34 261V260H33ZM51 261V260H50ZM49 261V262H50ZM58 261V260H57ZM56 261V262H57ZM112 261H114V263L112 262ZM140 261H141V259H140ZM169 261V260H168ZM256 261H254L255 263H256ZM47 262V259H46V261H45V259H43L42 257L41 258H39V261H37V264H47L46 263ZM48 262V263H49ZM55 262V261H54ZM59 262V261H58ZM143 262V261H142ZM142 262H140V263H142ZM164 262V261H163ZM162 262V263H163ZM184 262V261H183ZM186 262V261H185ZM199 262V261H198ZM202 262V261H201ZM207 262V261H206ZM209 262H211V261H209ZM212 262H215L214 260H212ZM243 262V261H242ZM260 261H258V263H259ZM6 263V262H5ZM161 263V262H160ZM165 263V262H164ZM216 263V262H215ZM246 263H247V261H246ZM250 263V262H249ZM262 263H263V261H262ZM2 264H4V263H2ZM27 264H29V263H27ZM30 264H34L33 262H31ZM166 264V263H165ZM168 264V263H167ZM169 264H171V263H169ZM173 264H175V263H173ZM184 264V263H183ZM187 264V263H186ZM198 264V263H197ZM199 264H200V262H199ZM203 264V263H202ZM211 264V263H210ZM245 264V263H244ZM254 264V263H253Z\"/></svg>",
    "mask_w": 264,
    "mask_h": 264
}]
</instances>
